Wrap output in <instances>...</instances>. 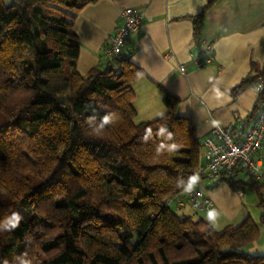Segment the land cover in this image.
I'll return each instance as SVG.
<instances>
[{"label":"trees","instance_id":"obj_1","mask_svg":"<svg viewBox=\"0 0 264 264\" xmlns=\"http://www.w3.org/2000/svg\"><path fill=\"white\" fill-rule=\"evenodd\" d=\"M95 1L0 0V264H264L243 250L259 233L248 216L216 230L170 210L201 151L178 99L164 91L165 112L135 121L131 82L143 73L126 46L76 70L72 23ZM214 1L190 17L197 45ZM257 76L264 64L233 96ZM257 94L253 118L264 85ZM228 183L264 207L261 182Z\"/></svg>","mask_w":264,"mask_h":264},{"label":"crops","instance_id":"obj_2","mask_svg":"<svg viewBox=\"0 0 264 264\" xmlns=\"http://www.w3.org/2000/svg\"><path fill=\"white\" fill-rule=\"evenodd\" d=\"M2 1L8 4L11 0ZM206 3L97 0L85 5L72 23L79 42L76 70L86 74L99 64L121 10L137 7L144 19L142 31L130 35L123 51L130 52V61L143 73L131 82L135 121L162 115V95L166 91L178 99L177 113L189 119L193 135L200 142L215 125L236 132L240 125L253 120L258 97L251 85L236 97L232 90L252 72V65L259 71L263 68L264 0H215L205 11L200 30L201 41L210 46L211 60L198 65L202 45L194 43L190 17ZM259 156L264 159V140ZM208 197L215 207V201ZM172 201L177 208L185 206L183 201Z\"/></svg>","mask_w":264,"mask_h":264},{"label":"built area","instance_id":"obj_3","mask_svg":"<svg viewBox=\"0 0 264 264\" xmlns=\"http://www.w3.org/2000/svg\"><path fill=\"white\" fill-rule=\"evenodd\" d=\"M144 19L141 9L126 7L119 14V22L103 50V58L120 54L133 33L142 31ZM198 65L210 62V46L201 41ZM183 71L184 67H180ZM261 76H257L251 87L259 92L263 88ZM234 120L238 118L234 114ZM264 140V101L260 104L249 125H240L236 132L222 125L213 126L201 141L200 163L194 172L193 180L170 201L181 204L180 196L187 198L194 211L214 212L215 207L207 195L205 185H216L228 181H259L264 193V159L259 156ZM241 195V192H238ZM169 201V202H170Z\"/></svg>","mask_w":264,"mask_h":264},{"label":"rangeland","instance_id":"obj_4","mask_svg":"<svg viewBox=\"0 0 264 264\" xmlns=\"http://www.w3.org/2000/svg\"><path fill=\"white\" fill-rule=\"evenodd\" d=\"M262 170L264 171V164ZM205 186L207 187L208 195L215 201L216 209L214 212L191 210L186 200L187 198L183 196H180L179 199L183 201L185 206L177 208L175 203L170 201V210L178 216L189 214L202 218L216 230H220L228 225L236 226L248 216L257 225L259 233L257 238L243 248V250L250 254H264V226L259 220L260 215L264 213V207L258 204L256 192L247 186L236 190L228 182H220L215 186L206 184ZM238 192L242 194L239 195ZM210 213L213 214L211 219L209 218Z\"/></svg>","mask_w":264,"mask_h":264},{"label":"clouds","instance_id":"obj_5","mask_svg":"<svg viewBox=\"0 0 264 264\" xmlns=\"http://www.w3.org/2000/svg\"><path fill=\"white\" fill-rule=\"evenodd\" d=\"M111 121V117L110 116H105L103 118V123L100 125V127L102 128L104 125L108 124ZM213 216L212 213L209 214V218L211 219Z\"/></svg>","mask_w":264,"mask_h":264}]
</instances>
